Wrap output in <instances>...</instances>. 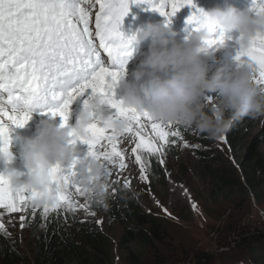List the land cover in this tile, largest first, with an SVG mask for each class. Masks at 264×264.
Wrapping results in <instances>:
<instances>
[{"label": "snow or ice", "instance_id": "snow-or-ice-1", "mask_svg": "<svg viewBox=\"0 0 264 264\" xmlns=\"http://www.w3.org/2000/svg\"><path fill=\"white\" fill-rule=\"evenodd\" d=\"M132 2L146 3L166 18L188 5L193 11L186 18V24L192 26V32L206 23L203 10L197 8L193 0ZM96 6L98 10L92 30L90 12ZM250 10L264 11V0H252ZM128 11L129 0H0V160L7 162L10 158V127H23L33 110L40 109L50 118L59 117L60 126L68 127L69 106L73 100L90 90L84 103L89 97L100 103V108L94 110L86 136L76 135L75 130L69 132V144L73 149L79 142L86 145V151L82 154L73 152L69 162L48 170L49 191L54 194V203L43 206L45 218L61 208L75 209L77 205L71 198L73 188L77 194L85 196L80 185L81 160H99L101 178L106 180L113 167L125 168L124 155L118 150L121 137L127 135L139 139L133 153L146 149L151 155L163 157L169 136L182 135L171 130L173 124L154 121L147 113L125 108L114 98L115 86L132 55L130 39L119 31L122 18ZM224 38L220 34L206 39L205 49L214 50L223 44ZM101 49L107 54V63L102 59ZM240 56H246L255 66L254 82L264 90V36L255 38L246 51L237 49L235 58ZM214 100L211 94L201 98L206 103ZM105 106L110 110L107 113ZM106 116L126 120L123 132L115 133L108 126ZM148 124L155 136L146 140L144 132ZM157 138L162 143H155ZM219 139L225 141L223 136ZM136 162L140 164L141 179L147 181V169L140 155H136ZM160 163L163 164V159ZM34 195L14 190L4 173H0V209L9 213L25 212ZM32 207L33 212L39 208ZM79 207L87 211V196ZM20 219L23 228L25 216ZM3 228L0 223V229Z\"/></svg>", "mask_w": 264, "mask_h": 264}, {"label": "rangeland", "instance_id": "rangeland-1", "mask_svg": "<svg viewBox=\"0 0 264 264\" xmlns=\"http://www.w3.org/2000/svg\"><path fill=\"white\" fill-rule=\"evenodd\" d=\"M142 6L148 10L151 9L146 3H143ZM232 6L236 7L235 4ZM179 19L181 18L179 17ZM220 34L225 35L226 33L217 32L214 36ZM237 37L238 35H230V39H224L223 44L214 50H209L207 54H202L208 66L209 76L217 70L235 67L233 60L237 51L235 45ZM140 59L141 54L134 62L136 67ZM126 79H131V73H127ZM116 89L120 98L121 89L119 87ZM88 94H90V90L84 96L77 97L70 104L69 113L74 117V124H71L68 119V127L75 126L76 114L80 111L79 106L75 103L78 99L84 102ZM210 94L215 97L213 103L201 101L202 108L205 109L204 113L209 116V112H212L213 108L222 103L221 97L215 93ZM116 95L115 93V99ZM104 111L107 113L110 110L105 106ZM32 115L41 117L37 112H32L30 117H34ZM225 115L229 118L231 114L225 111ZM49 118L42 117L40 120ZM55 123L60 124L59 117ZM188 128L191 140L183 138L185 140H180L176 144L171 143L172 147H170L167 157L163 161L168 164V168L164 170L165 178L158 179L154 186L149 184L148 179L147 181L141 179L140 164L136 162V155L141 156L144 153H149L146 149H138L137 153H133L132 149L139 142V139L126 135L120 138L121 142L118 144V150L122 151L124 155L125 168H112V174L106 178L108 187L103 202L88 199L87 211L81 209L79 205L85 203L86 196L77 194L73 188L71 198L77 205L75 209L61 208L50 213L58 212L72 222L96 226L108 240V245L113 246L109 257L104 259L105 264H167V257L160 258V255L168 250L174 253L171 255L172 260L169 264H182L183 261L188 263L193 261L195 251L210 256H215L224 251L223 246L227 241H231L240 232L264 237V139L259 143L255 141L258 136L262 135L264 114L256 115L253 128L234 152L226 147V139L221 141L219 138L211 137L207 133L199 131L196 123L188 125ZM171 130L175 131V128L173 127ZM10 132L16 134L14 128H11ZM144 136L146 140L155 136L150 124L146 126ZM200 138L207 142L206 146L200 144ZM16 140L14 138L9 139V153L13 159L10 162L0 160V173H4L5 168H14L22 174L21 178L23 179L27 175V170L24 168L23 150ZM154 142L162 143L158 138ZM196 148L205 149L204 151L213 152L216 155L226 180L229 184H234L229 195L216 196L213 191L215 190L213 181L205 178L200 169L197 168L196 158L193 155ZM100 150L103 151L104 149L101 148ZM85 151L86 145L78 142L77 153L82 154ZM245 158H248L245 169L247 172L249 171L251 183L257 191L255 196L244 183L240 164ZM116 185L135 197V201L142 209L143 214L152 220L155 235L149 226H138V232L141 234L138 235L136 241L127 245L123 244L119 248L117 242L123 233L122 226L112 224L107 229L109 235L103 234L107 228L104 221V203L106 200L113 199V186ZM42 208L43 206L35 210V212L38 211L40 218L45 217ZM35 212H33L31 205L25 212L9 213L0 209V223L4 225V228L0 229V233H5L6 238L12 240L26 258H31L30 224ZM22 215L25 216L23 228H21L22 221L20 219ZM75 229L76 225H74ZM263 237L262 241L252 242L250 247L244 245L245 248L239 249L234 255L227 256L216 264H243L242 261L250 260L248 248L251 247H256L255 251H260L259 248H261L264 252ZM185 255L187 257L183 259ZM157 258H159V262ZM101 259L100 256H94V260L89 264L92 262L101 264Z\"/></svg>", "mask_w": 264, "mask_h": 264}, {"label": "clouds", "instance_id": "clouds-1", "mask_svg": "<svg viewBox=\"0 0 264 264\" xmlns=\"http://www.w3.org/2000/svg\"><path fill=\"white\" fill-rule=\"evenodd\" d=\"M204 26L191 32L181 41L166 22H147L126 38L130 39L131 51L144 41H149L147 50L141 53L137 67L127 80L124 70L119 83V101L123 107L147 113L154 121L173 125L196 123L199 131L211 137L225 136L233 123L242 116L264 114V90L254 82L255 66L246 56L233 60L235 67L217 70L208 75V66L202 54H207L204 41L214 36V29L221 33L238 34L235 45L246 51L258 36H264V11L212 8L203 11ZM215 93L222 98L221 105L212 109V116L202 111L201 98ZM99 101L89 97L76 114L74 127H61L52 118L42 119L33 137L24 138L22 144L25 178L14 168H5L4 175L14 190L33 193L29 204L34 207L52 205L54 194L49 191L48 170L54 165L69 162L74 149L69 144V132L78 136L88 134L93 122L94 110ZM231 115L224 118V112ZM108 126L120 134L127 121L118 117H105ZM13 159L10 158L7 162ZM80 185L90 200L103 202L107 181L101 178L102 164L88 158L79 162Z\"/></svg>", "mask_w": 264, "mask_h": 264}, {"label": "trees", "instance_id": "trees-1", "mask_svg": "<svg viewBox=\"0 0 264 264\" xmlns=\"http://www.w3.org/2000/svg\"><path fill=\"white\" fill-rule=\"evenodd\" d=\"M219 106V105H218ZM205 112V109L202 108ZM210 116L212 112L210 111ZM256 116H242L236 120L230 130L225 135L226 147H229L234 152L237 146L243 141L247 133L253 128ZM224 118L227 119L225 112ZM175 131L182 133L180 137L169 136V144L164 149L163 157L159 155H151L144 153L141 155L142 163L147 169V178L149 184L154 186L158 179L165 178V168H168L167 162L160 163V160L167 157L171 143L176 144L180 140H191L188 125H174ZM264 129L262 135L258 136L255 141L257 143L263 141ZM172 141H175L174 143ZM203 146L207 142L200 138ZM205 150V149H204ZM201 148H196L193 155L196 158L197 168L200 169L203 176L210 179L214 183L216 196L229 195L234 184L231 185L225 178L221 163L213 152H206ZM248 158H245L240 164L244 183L255 196L256 189L251 183L249 171L245 169ZM114 197L111 200H106L104 203V215L106 230L103 232L109 235L110 225L115 224L123 227V233L118 239V247L127 245L130 242L136 241L141 233L138 232V226L147 225L155 235V227L152 220L143 214L142 209L135 201V197L128 193L125 189L119 186H113ZM74 225L76 229L74 230ZM231 229V228H230ZM30 244L31 258H26L21 254L17 245L10 239L6 238V234L0 233V264H89L94 260V256H100L101 264H105V260L109 257V253L113 250V246L108 245V240L100 233L94 225L72 222L65 218L60 213H49L45 217H39L38 211L34 213L33 220L30 224ZM263 236L256 237L250 233L240 232L235 238L223 246L225 249L217 253L215 256H210L200 251H195L193 261H183L182 264H216L227 256L234 255L239 249L250 247L252 242L262 241ZM264 238V237H263ZM245 245V246H244ZM117 247V248H118ZM250 260H246L243 264H264V252L255 251L256 247L248 248ZM168 250V249H167ZM254 251V252H252ZM174 253L170 250L161 253L160 258L167 257V264L172 260L171 255ZM187 256H183L185 259ZM159 262V258H157ZM88 262V263H87ZM90 264H94L93 262Z\"/></svg>", "mask_w": 264, "mask_h": 264}, {"label": "bare ground", "instance_id": "bare-ground-1", "mask_svg": "<svg viewBox=\"0 0 264 264\" xmlns=\"http://www.w3.org/2000/svg\"><path fill=\"white\" fill-rule=\"evenodd\" d=\"M196 7L199 8V5H197ZM187 11L191 13L193 11V9L190 7L187 9ZM114 92L117 94L116 99L119 100L116 88L114 89ZM83 104H84V102H82L79 99L75 105L79 106V108L81 109ZM53 119L55 122H57V117L53 118ZM68 119H69V122L71 124H74V117L70 113H69ZM39 121H40V118H37L34 116V117H30V119L27 121V123L23 127L11 126L9 129V133H10L9 139L10 138L17 139L18 141L16 140V142L18 145L21 146V149H22V144H23L24 138H30V137H33L35 135ZM11 128L15 129L16 134L14 132H10ZM77 143L74 145L75 146V153H77Z\"/></svg>", "mask_w": 264, "mask_h": 264}, {"label": "water", "instance_id": "water-1", "mask_svg": "<svg viewBox=\"0 0 264 264\" xmlns=\"http://www.w3.org/2000/svg\"><path fill=\"white\" fill-rule=\"evenodd\" d=\"M222 252V251H221Z\"/></svg>", "mask_w": 264, "mask_h": 264}]
</instances>
